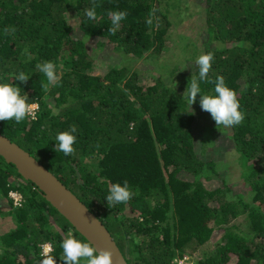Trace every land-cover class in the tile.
<instances>
[{
    "label": "trees",
    "instance_id": "16d2710c",
    "mask_svg": "<svg viewBox=\"0 0 264 264\" xmlns=\"http://www.w3.org/2000/svg\"><path fill=\"white\" fill-rule=\"evenodd\" d=\"M96 2V19L88 20L85 9L92 0H0V82L17 84L38 106L35 120L0 121V132L94 212L128 264H171L184 255L193 264H264V0H201L208 37L203 53H214L209 79L223 76L245 113L240 125L226 128L239 189L212 155H201L195 146L198 115L206 116L211 136L216 131L211 115L201 110L199 95L191 106L194 114L186 112L182 96L191 76H198L197 51L185 54L192 57L193 69L176 80L177 64L169 71L171 79L156 73L148 83L141 70L127 64L93 70L94 57L83 37L98 48L111 44L133 58L146 53L154 61L173 21L170 6L179 5L169 0ZM154 7L158 11L148 25ZM114 11L128 15L112 34L109 13ZM71 12L80 36L73 34ZM45 61L54 62L61 77L47 89L37 67ZM20 71L29 75L27 82L15 81ZM201 88L211 93L214 84ZM73 124L79 129L75 151L65 156L56 151L55 137ZM125 179L138 195L108 207V188ZM10 192L21 195L19 203ZM2 218L7 227H0V264H40L46 242L57 264H63L59 257L66 236L88 241L0 155ZM215 232L219 239L204 248ZM197 250L200 255H194Z\"/></svg>",
    "mask_w": 264,
    "mask_h": 264
},
{
    "label": "clouds",
    "instance_id": "9594fccd",
    "mask_svg": "<svg viewBox=\"0 0 264 264\" xmlns=\"http://www.w3.org/2000/svg\"><path fill=\"white\" fill-rule=\"evenodd\" d=\"M75 5L74 3H72ZM100 6L96 0H92L91 7L85 9V16L88 20L96 19V9ZM158 9H151L149 17L146 20L148 25L153 23ZM112 27L108 31L115 34L128 13L126 11H114L109 13ZM7 31V30H6ZM14 31V30H13ZM214 53L212 51L205 52L198 56L195 64L198 68V76H191L187 86L182 94L187 102L188 114H194L192 105L197 102L199 95V105L201 110L208 112L215 121V127L220 129L231 128L240 125L245 119V113L240 108V101L234 89L227 86L223 76H216L214 80L209 79V73L212 68ZM39 70L45 75L48 85H55L61 79L57 73V66L52 61H45L37 65ZM29 75L20 71L15 75V81L27 82ZM202 83H213L214 88L211 93H204L201 88ZM38 106L30 102L28 94L15 83L0 82V121H14L19 124L25 119L35 120L37 118ZM79 129L76 125H70L65 131L59 132L56 137L55 149L62 152L65 156H71L74 151V145L77 142V133ZM138 195V191H133L127 179L123 183H112L108 188L106 195L108 207H114L117 204H126L134 196ZM50 244L48 242L43 245ZM62 255L59 259L63 264H113L112 251L109 248H100L99 250L90 242L77 239L73 235L66 236L61 242ZM54 249L46 248L40 264H57L56 256L53 255Z\"/></svg>",
    "mask_w": 264,
    "mask_h": 264
},
{
    "label": "rangeland",
    "instance_id": "374dc122",
    "mask_svg": "<svg viewBox=\"0 0 264 264\" xmlns=\"http://www.w3.org/2000/svg\"><path fill=\"white\" fill-rule=\"evenodd\" d=\"M169 1L176 3L179 6H174L175 8L170 6L171 11L173 12V16L171 17L173 21L167 32L165 47L158 54V57H156L157 60L153 61V58L146 59V53L141 57L133 58L131 54H125L121 49H116L111 44L98 48L92 44L90 37H83V39H86L89 53L94 57L93 70L95 73L106 71L110 64H118V66L121 64H127L130 68L141 70V79L143 83H148L152 82L151 77L156 73H160L165 80L169 78L171 79L169 71H171L172 67H175L176 64L181 66V69L179 68L175 73L177 76L173 75L174 80L179 78L181 74L186 75L192 70L193 67L190 62L193 59L192 57H186L185 54L192 56L197 51L198 54L195 57L196 59L203 53V43H208L205 42L208 40L204 20L205 11L202 8L203 5L201 0ZM68 20L74 26L75 30L73 34L80 36V33L77 31V28L79 30L77 19L72 12L68 14ZM168 82H170V80ZM205 117L204 114H201L200 116L198 115V120L194 121V123L197 124L194 129L196 139L195 146L198 147L197 151L203 156L212 155L217 163V168L220 167L221 170L223 169L225 172L223 174L229 179V182L232 180L231 183L236 186L234 188L239 189L241 186L239 179L241 177L239 178L237 166L231 162L233 161L231 156L232 149L230 147L231 139L227 129L222 127L220 129L216 128L214 135L211 136V128L207 126L209 123L207 124ZM207 135L210 137L211 143L208 140H205L207 138H205V136ZM202 146L203 149L200 148ZM6 221V218L0 219L1 228H3V226L5 228L7 227ZM241 222H244L243 218ZM215 234V239L210 240L204 248L210 246L213 241L219 239V232H215ZM194 255H200V250H197Z\"/></svg>",
    "mask_w": 264,
    "mask_h": 264
},
{
    "label": "water",
    "instance_id": "95a60500",
    "mask_svg": "<svg viewBox=\"0 0 264 264\" xmlns=\"http://www.w3.org/2000/svg\"><path fill=\"white\" fill-rule=\"evenodd\" d=\"M0 155L13 163L24 179L32 181L45 199L98 250L111 249L113 264H128L111 233L94 212L53 172L1 132Z\"/></svg>",
    "mask_w": 264,
    "mask_h": 264
},
{
    "label": "built area",
    "instance_id": "2783aa9c",
    "mask_svg": "<svg viewBox=\"0 0 264 264\" xmlns=\"http://www.w3.org/2000/svg\"><path fill=\"white\" fill-rule=\"evenodd\" d=\"M35 103V102H34ZM37 105V103H35ZM10 196L13 198L14 203H19L21 199V195L16 193V192H10ZM50 244H44L43 245V253L46 248H49ZM171 264H193V262L189 259V257L186 255L181 256V257H175L172 261Z\"/></svg>",
    "mask_w": 264,
    "mask_h": 264
}]
</instances>
